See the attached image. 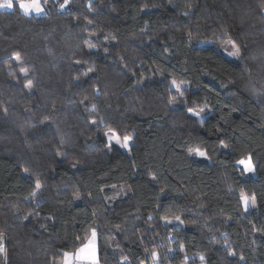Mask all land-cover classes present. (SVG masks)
Returning <instances> with one entry per match:
<instances>
[{
	"label": "trees",
	"instance_id": "1",
	"mask_svg": "<svg viewBox=\"0 0 264 264\" xmlns=\"http://www.w3.org/2000/svg\"><path fill=\"white\" fill-rule=\"evenodd\" d=\"M42 4L0 8L4 264H57L93 229L101 264H264V0Z\"/></svg>",
	"mask_w": 264,
	"mask_h": 264
},
{
	"label": "snow or ice",
	"instance_id": "2",
	"mask_svg": "<svg viewBox=\"0 0 264 264\" xmlns=\"http://www.w3.org/2000/svg\"><path fill=\"white\" fill-rule=\"evenodd\" d=\"M19 8L27 15L32 12H35L37 14H40L44 11V6L41 3V0H17ZM69 0H65L64 4H61L60 7L64 8L68 4ZM44 3H47V0H44ZM14 0H0V8H7V9H12L14 7ZM91 46V45H90ZM232 47L233 51L229 53L232 56H239L240 55V49L239 47L232 42ZM17 59H19V54H17ZM22 72L25 74L27 73L26 69H21ZM31 82L29 81V86ZM172 84L176 87L177 92L179 95L183 96V91H181L180 85L177 84L175 80L172 81ZM176 100V97H171L169 100V103H174ZM188 112L191 113L192 115L199 116V113L194 112L193 109H188ZM201 124H203V121L201 120ZM105 136L108 138V146L109 148L112 147L113 142L115 145L120 146L121 148H129V142L133 139L132 136H124L123 139L119 137V135L116 134H110V133H105ZM224 147H227V145H224ZM190 155H197V156H205L206 153L203 151H200L199 149H195L194 152H190ZM238 165L243 167V170L246 173H251L254 171V165L252 163L251 155L249 154L248 156L238 160L236 162ZM27 172L28 170L25 169ZM42 187L41 183L39 180L35 182V191L33 192V195L36 194V191L40 190ZM74 195L78 198L80 193L76 192ZM242 203L247 209L248 205L251 203L252 206H255V197H247V196H242L241 197ZM175 219L179 220V217H176ZM170 222V221H169ZM95 238H96V231L93 229L91 231V237L87 242L82 243V246L76 250V252L73 253H65V259L63 261V264H73V261H76L77 264H99V260L97 258V249H96V244H95ZM6 249L3 244V236L0 235V253H5ZM236 253L234 251H230L229 255H235ZM153 255H157L156 253H153ZM203 260V257H201Z\"/></svg>",
	"mask_w": 264,
	"mask_h": 264
},
{
	"label": "rangeland",
	"instance_id": "3",
	"mask_svg": "<svg viewBox=\"0 0 264 264\" xmlns=\"http://www.w3.org/2000/svg\"><path fill=\"white\" fill-rule=\"evenodd\" d=\"M64 2H65V0H62V4H64ZM34 13H35V12H34ZM35 14H37V13H35ZM219 48H220L221 51L224 52V54H226L227 56H229V57H231V58H236V57H237V56H232V55L229 54V53H231V52L233 51L232 43H231L230 41H229V43L221 44V45L219 46ZM172 81H173V80H171L170 84H171V86H172L174 89H176V87L172 84ZM176 82H177V84L180 85V88H181V91H182V89H183L185 83H183V82H181V81H176ZM199 113H200V112H199ZM197 117H198L199 119H202V118H203V116H201L200 114H199V116H197ZM105 133H110V134H116V135H119V134H117V133H116L115 131H113V130H106ZM105 133H104V136H105ZM126 135H128V136H132L131 133H130V134H126ZM126 135H119V137H120L121 140H122L123 137L126 136ZM132 137H133V136H132ZM105 139H106V142H107V144H108V138H107V136H105ZM132 140H133V139H132ZM132 140L129 142V148H130V146H131V144H132ZM113 145L116 146V147H118V148H120L121 150L126 151V152L129 151V148H121L120 146L115 145L114 142H113ZM241 159H242V158H241ZM239 160H240V159H239ZM236 165H237L238 167H240L241 170H243V167H242V166L238 165L237 163H236ZM243 172H244L245 174H248V173H246L244 170H243ZM242 196H247V197H249V198H251L252 196L249 195V194H247V193L244 192L243 190H240V191L238 192V197H239L240 207H241L242 209H245V207H244V205H243V203H242V200H241V197H242ZM252 207H254V206H252L251 203H250V204L248 205L247 209L252 208ZM90 237H91V233H90L89 236L87 237V238H88L87 241L90 239ZM87 241H86V242H87ZM95 244H96V238H95ZM77 249H78V248H77ZM75 252H76V250H75V251H65L63 254H65V253H73V254H74ZM97 258H98V256H97ZM64 259H65V256L63 255V257L57 261V264H63ZM73 264H77V262H76V261H73ZM99 264H101V263L99 262ZM200 264H201V263H200Z\"/></svg>",
	"mask_w": 264,
	"mask_h": 264
},
{
	"label": "water",
	"instance_id": "4",
	"mask_svg": "<svg viewBox=\"0 0 264 264\" xmlns=\"http://www.w3.org/2000/svg\"><path fill=\"white\" fill-rule=\"evenodd\" d=\"M3 244L5 247L4 238H3ZM4 257H5V253H0V264H4V259H5Z\"/></svg>",
	"mask_w": 264,
	"mask_h": 264
},
{
	"label": "crops",
	"instance_id": "5",
	"mask_svg": "<svg viewBox=\"0 0 264 264\" xmlns=\"http://www.w3.org/2000/svg\"><path fill=\"white\" fill-rule=\"evenodd\" d=\"M42 1H44V0H41V3H42ZM14 2L18 5V2H17V0H14ZM19 7V6H18ZM20 9V8H19ZM21 10V9H20ZM22 11V10H21ZM23 12V11H22ZM24 13V12H23ZM32 13H34V12H32ZM25 14V13H24ZM31 14V13H30ZM35 14V13H34ZM82 246V245H81ZM80 246V247H81ZM80 247H78V248H80ZM96 249H97V246H96ZM77 250V249H76ZM75 251V250H74ZM64 255V254H63ZM98 256V255H97ZM63 257V256H62Z\"/></svg>",
	"mask_w": 264,
	"mask_h": 264
}]
</instances>
